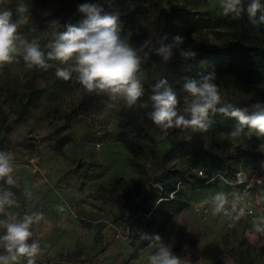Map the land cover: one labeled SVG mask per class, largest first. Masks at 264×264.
Returning a JSON list of instances; mask_svg holds the SVG:
<instances>
[{
	"label": "rangeland",
	"instance_id": "obj_1",
	"mask_svg": "<svg viewBox=\"0 0 264 264\" xmlns=\"http://www.w3.org/2000/svg\"><path fill=\"white\" fill-rule=\"evenodd\" d=\"M86 1L97 3L96 0H58L57 13L75 15L78 5ZM10 6L15 9L13 19H17L18 6L29 10L28 20L19 26L18 32L32 21L42 36L55 39L59 25L49 16V6H38L35 0H6L0 10ZM164 7L177 22L181 13H173L174 9L200 16H224L219 0L199 5L190 0H164ZM124 38L136 47L141 45L134 40V33ZM156 46L151 40L150 48ZM179 55L176 49L171 59ZM162 63L164 61L158 62V66ZM155 65L156 55L153 54L142 68L151 72ZM23 77L19 63L0 67V150L13 155L17 180L15 187H3L11 190L18 202V207L11 212L18 216L43 214L44 219L32 228L36 239L41 241L43 253L54 247L50 255L58 248V258L66 261L122 264L127 260V264H147L148 256L156 251L154 241L134 258L129 254L141 237L157 232L184 264H264V250L259 246L264 243V232H257L255 228V225L264 228L261 219L245 222L225 205L221 212L214 214L212 200L206 214L196 211L195 204L199 200L224 193L222 185L205 189L182 185L184 207L178 211L173 207V216L168 220L155 213L129 222L118 220L116 198L130 188L132 200L137 201L148 192L149 177L156 173L155 162L149 160L145 164L146 175L141 176L129 165V154L117 141L119 120L129 109L123 102L117 108L107 107L106 95L105 100L89 104L87 99L97 94L89 93L79 83L67 89L46 80L38 82L39 88L46 90L23 109L18 102L28 99L22 87ZM214 82L222 99L237 107H247L257 100L264 102V83L256 78L218 74ZM152 133L161 155L178 142L204 146L219 157L236 149L259 152V146L264 143V138H258L254 131L239 136L221 134L215 138L210 129L205 132H194L191 128L162 130L154 124ZM252 163L254 161L244 162L245 165ZM170 165L191 183L195 182L196 169L209 168L207 161L190 156L175 157ZM138 181L140 186L137 187ZM3 219L5 217L0 215V220ZM162 224L164 229H160ZM247 229L250 230L248 238L245 237ZM3 232L0 227V234ZM254 234L259 236L258 242ZM0 254H4L2 249Z\"/></svg>",
	"mask_w": 264,
	"mask_h": 264
},
{
	"label": "clouds",
	"instance_id": "obj_2",
	"mask_svg": "<svg viewBox=\"0 0 264 264\" xmlns=\"http://www.w3.org/2000/svg\"><path fill=\"white\" fill-rule=\"evenodd\" d=\"M6 0H0V5ZM111 3V0H109ZM222 15H231L234 19L246 13L253 25H264V3L262 0H219ZM78 12L85 16L81 23L67 25L66 30L58 32L55 39L46 47L47 53L41 50L38 39L28 40L18 32L20 25L28 20V8L18 6L17 19L9 9L0 10V67L19 63L23 60L29 70H48L53 67L49 60L58 61L64 67H57V78L68 81L76 74L77 82L89 93L106 95L107 107L117 108L120 102L127 109L151 108L147 117L162 130L171 128H191L194 132H205L211 126L210 116L217 113L238 121L232 131L239 136L245 128L255 131L258 138H264V102L257 100L247 107H237L223 100L215 75L208 74L197 78H187L183 84L186 93L183 107H178L176 91L167 79H160L152 88L149 102H141L144 95L143 81L147 75L142 65L149 63L154 54L164 62L173 56V49H178L184 59L194 58L196 53L182 48L184 38L176 35L171 43H166L167 35L159 38L154 49L150 48L151 40H145L139 47L131 44L121 35V21L117 12H108L100 3L85 2L78 5ZM259 14V15H258ZM264 140V139H262ZM259 150L264 152V143ZM3 185L15 187L14 161L10 152L0 150V264H18L26 259L27 264H35L42 254L38 239H34L33 225L43 219L42 213L18 216L10 210L18 207L15 194ZM214 214L224 209L227 202L224 193H217L211 198ZM63 211V209H60ZM264 223V218H261ZM257 232L264 228L255 225ZM156 251L147 258V264H184L173 253L172 247L164 243L159 235L153 238Z\"/></svg>",
	"mask_w": 264,
	"mask_h": 264
},
{
	"label": "trees",
	"instance_id": "obj_3",
	"mask_svg": "<svg viewBox=\"0 0 264 264\" xmlns=\"http://www.w3.org/2000/svg\"><path fill=\"white\" fill-rule=\"evenodd\" d=\"M104 6L108 12H117L121 21V35L125 37L134 33V40L142 44L145 40L157 41L167 35L166 43H171L172 37L179 35L184 37L182 46L196 53L194 58L184 59L180 55L174 59L158 66V62L163 61L156 56V65L152 71L146 72L147 78L143 81L144 95L141 102H149L152 95L153 85L160 79H167L169 85L176 91L179 99L178 107L182 108L186 93L183 91V84L187 78H197L208 74H237L256 78L264 83V25H253L249 22L246 13L238 19L229 16H200L183 9H174L173 13H181L179 22L172 13L164 7V0H96ZM194 5H199L208 0H190ZM89 2V1H86ZM247 2V0H246ZM35 3L49 6L51 18L59 25V32L66 30L67 25L78 26L85 16L76 10L75 15L58 14V0H35ZM90 3V2H89ZM264 3V0H262ZM9 9L14 14L15 9ZM259 15V14H258ZM162 20V21H161ZM136 32V33H135ZM28 40L38 39L41 50L47 53L50 49L46 46L53 39L42 36L38 29H35L32 21L28 22L19 31ZM212 37V39L209 38ZM158 46V45H157ZM176 49L174 48L173 51ZM53 67L48 70L32 69L25 67L22 59L19 64L24 72V83L22 87L28 93L26 101L19 99L22 108L27 109L29 101L36 95L44 92L46 88H39L38 82L41 80L51 81L54 85L61 88H73L78 82L76 74L68 81L57 78L55 71L57 67H64L58 61L49 60ZM106 99L105 95H97L88 98L89 104L100 102ZM105 102V101H102ZM151 108H133L121 115L118 123L117 141L120 142L129 154V165L135 168L141 176L146 175L145 164L151 160L156 164V173L149 177V189L139 199L132 200L130 188L126 189L122 196L116 198L118 208V220L132 221L139 216L157 214L165 220L173 216V207L181 210L184 203L181 201L185 195L182 185L194 186L197 188H210L205 184V180L195 175V182L191 183L185 175L171 166L175 157L190 156L207 161L209 168L219 169L227 176H232L237 167L245 161H260L264 152H252L243 149H236L224 157H219L211 153L204 146H194L185 142L174 143L172 149L161 155L158 149V141L152 133L154 123L146 115ZM212 121L209 127L213 137L217 138L221 134L232 135V131L238 121L217 113L210 116ZM250 131L248 128L244 132ZM255 132V131H254ZM67 141V139H65ZM140 186V181L136 183ZM111 228V227H110ZM160 229H164L162 224ZM157 232L149 236L141 237L135 245V249L129 254L130 258L137 256L143 248L148 246ZM36 239V237H33ZM39 240V239H38ZM39 242H41L39 240ZM102 248V243H99ZM41 245V244H40ZM42 247V245H41ZM42 249V248H41ZM51 247L46 253L36 258L35 264H101L94 260H62L58 258V248L53 255ZM264 250V247H262ZM237 261L239 260L236 257ZM18 264H27L26 259H22ZM122 264H127V260ZM222 264V263H215ZM250 264V263H248Z\"/></svg>",
	"mask_w": 264,
	"mask_h": 264
},
{
	"label": "built area",
	"instance_id": "obj_4",
	"mask_svg": "<svg viewBox=\"0 0 264 264\" xmlns=\"http://www.w3.org/2000/svg\"><path fill=\"white\" fill-rule=\"evenodd\" d=\"M195 175L204 179L206 185H222L227 199L225 206L243 221L264 218V159L251 165L242 162L232 176L212 168L196 169ZM211 198L199 200L195 204L196 211L206 214ZM249 236L250 230L247 229L245 237ZM253 236L258 242L259 236ZM259 246L264 247V243Z\"/></svg>",
	"mask_w": 264,
	"mask_h": 264
}]
</instances>
